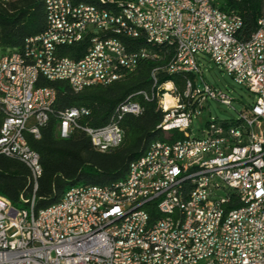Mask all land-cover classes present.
Segmentation results:
<instances>
[{"label": "built area", "instance_id": "1", "mask_svg": "<svg viewBox=\"0 0 264 264\" xmlns=\"http://www.w3.org/2000/svg\"><path fill=\"white\" fill-rule=\"evenodd\" d=\"M125 2L153 37L167 39V48L175 51L173 64L163 71L179 74L181 87L171 81L157 85V67L151 94H140L169 99L164 126L175 125L179 138L137 160L126 188L80 190L38 212L32 199L33 213L15 212L0 197V264H264V19L242 42L236 37L241 18L220 12L214 1L196 0L189 13L167 0ZM49 10L45 37L24 41L21 50L3 49L0 39V156L36 173L34 191L42 167L25 135L40 139L56 99L55 90L36 86L39 79L66 82L79 93L122 80L141 61L161 60L160 49H130L128 42L141 37L124 28L129 10L127 16L87 13L67 0H49ZM86 39L80 60L59 55V48ZM199 55L254 96L236 120L211 117L209 101L230 106L231 99L203 79ZM141 112L139 104L126 102L107 125L89 128L78 122L86 109H66L57 114V136L66 139L81 130L95 151L109 153L123 141L121 118ZM196 120L201 127L195 136ZM168 153L179 157L180 168H173ZM191 173H198L197 186L177 199L174 183ZM199 176L215 183L224 179V187L207 193ZM123 194H131V202L116 203ZM136 205H144L142 216L120 220L122 209ZM162 206H171V213H162ZM211 215H218V223H211Z\"/></svg>", "mask_w": 264, "mask_h": 264}, {"label": "trees", "instance_id": "2", "mask_svg": "<svg viewBox=\"0 0 264 264\" xmlns=\"http://www.w3.org/2000/svg\"><path fill=\"white\" fill-rule=\"evenodd\" d=\"M227 14H237L242 26L236 37L246 42L257 28V22L264 19V0H214ZM113 10L115 0H74ZM111 2V3H110ZM114 4V5H113ZM111 7V8H110ZM45 10L40 0H14L9 4L0 3V39L3 49L21 50L26 39L42 34L45 30ZM130 49L148 47L141 37L128 42ZM89 46L88 40L71 47L59 48V55L73 61L80 60ZM152 47V46H151ZM160 49L158 63L141 61L136 71L120 81L108 85L87 87L73 93L66 82H48L39 79L37 87L55 90L53 112L40 130V139L25 135L29 148L38 154L42 175L33 190L32 176L21 162L0 156V197L6 199L14 209L29 207L34 199V211L44 210L60 201L63 194L76 186H109L122 181L130 162L142 158L152 142H171L179 138L176 130L165 132L158 127L163 113L155 99H144L142 92L150 95L153 88L152 71L159 67L157 85L174 81L181 87L179 75L168 76L163 71L175 54L173 48L153 46ZM137 103L142 112L124 115L118 122L123 131L122 143L109 153L94 150L90 139L81 131H74L68 138L57 136L60 111L83 108L86 117L78 122L81 127L101 128L107 125L116 109L126 103ZM173 134V136H172ZM156 214H153L155 218Z\"/></svg>", "mask_w": 264, "mask_h": 264}, {"label": "bare ground", "instance_id": "3", "mask_svg": "<svg viewBox=\"0 0 264 264\" xmlns=\"http://www.w3.org/2000/svg\"><path fill=\"white\" fill-rule=\"evenodd\" d=\"M14 0H10L12 2ZM43 4L45 10V30L42 34L28 38L25 41H32L36 39H41L46 36L48 33V26L50 24V10H49V0H40ZM125 1L128 0H115V5L113 10H107L99 6L88 5L85 3H75L74 0H67V4H75L78 7H82L86 9L87 13H98V14H114V16H127L129 10V17L130 19H124V28L129 31L130 35H140L143 37L146 42L149 44L148 47L145 48L153 49V46L157 47H167V39H159L152 36L150 28H147L146 23H140L137 20V12L136 10H132V3H126ZM204 1H214V0H204ZM9 2V3H10ZM114 2V0H113ZM170 6H179L180 13H189L191 7L195 6L196 0H167ZM215 2V1H214ZM0 3H5V0H0ZM111 3V2H110ZM111 8V7H110ZM220 12H224L220 9ZM152 46V47H151ZM173 64V59L168 62V64L164 67L167 69V66H171ZM166 75L176 76L179 75L177 73H166ZM174 82V81H171ZM169 99L159 98L157 100L158 109H160L163 113V118L159 125V129L165 132L176 130L175 125H165L169 114V107H168ZM165 142H152L145 155L138 159V161H145L146 159L150 158L153 152L156 150L158 145H163ZM121 143L116 145L118 147ZM115 147V148H116ZM168 160H171L173 164V168H180V161L179 157L175 156V153H168ZM137 160L130 162L128 166V171L125 176V179L116 183H113L109 186H97V185H90V186H76L72 187L67 190L60 201L46 209L55 208L60 205V203L64 200V197H70L71 194L76 193L80 190L85 189H98V188H126L127 182L130 181L132 177L133 170L136 168ZM32 179L36 180V173H31ZM198 184V173H191V174H182L179 175L178 181L174 183V190L176 192L177 199H185V191L188 186H197ZM199 184H202V187H207V193H217V187H224V179H216V183L214 180H207V176H199ZM131 202V194H123L116 196V203H128ZM45 210V209H44ZM15 212H25V213H33V203L29 205L26 209H14ZM142 212H144V205H136L125 207L122 209L120 213V220H128L131 218H135L136 216H142ZM162 213H171V206H162ZM211 223H218V215H211ZM209 232H216V225H209Z\"/></svg>", "mask_w": 264, "mask_h": 264}, {"label": "rangeland", "instance_id": "4", "mask_svg": "<svg viewBox=\"0 0 264 264\" xmlns=\"http://www.w3.org/2000/svg\"><path fill=\"white\" fill-rule=\"evenodd\" d=\"M201 64L203 79L212 86L218 87L231 99V105L225 106L216 101H209L208 107L212 118L218 120H236L244 108L254 102V96L244 88L236 85L233 80L220 68L209 62L207 57H197ZM201 127V121L196 120L192 124V132L196 136Z\"/></svg>", "mask_w": 264, "mask_h": 264}]
</instances>
